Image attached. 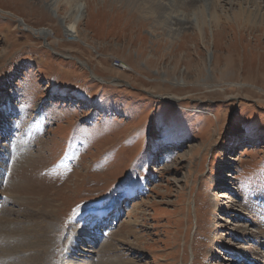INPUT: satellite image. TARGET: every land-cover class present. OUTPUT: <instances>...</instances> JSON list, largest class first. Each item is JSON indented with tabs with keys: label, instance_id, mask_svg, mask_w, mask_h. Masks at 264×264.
Masks as SVG:
<instances>
[{
	"label": "rangeland",
	"instance_id": "rangeland-1",
	"mask_svg": "<svg viewBox=\"0 0 264 264\" xmlns=\"http://www.w3.org/2000/svg\"><path fill=\"white\" fill-rule=\"evenodd\" d=\"M159 1L0 0V156L29 148L0 236L52 223L12 264H264V27L217 0L177 30Z\"/></svg>",
	"mask_w": 264,
	"mask_h": 264
},
{
	"label": "bare ground",
	"instance_id": "bare-ground-1",
	"mask_svg": "<svg viewBox=\"0 0 264 264\" xmlns=\"http://www.w3.org/2000/svg\"><path fill=\"white\" fill-rule=\"evenodd\" d=\"M77 1L78 0H49V2L47 3V8L54 13L55 12L58 13V10L60 8V3L65 4V6L68 5V7H69L71 5H74V3L76 5L78 3ZM169 2H171V1L170 0H163V1L161 0V1H159L158 5H159V7H161L162 11L163 10L166 12L168 11L167 16H168L169 22L172 26H175L177 28V30L181 29V30L186 31L185 29L189 30L190 28H192V26H196V25L198 26V24H200L201 26H204L205 21H206V19H205L206 17L204 15L207 16L206 10H209L208 9L209 7L212 8L213 5H216L217 0H215V1H213V0H181L180 1L181 7L185 6L187 8V6H189L191 9H194V10L197 9V11L201 6H203V11H202L203 13H201L200 11L198 13H195L196 11L193 12L196 14V16L201 14L199 18H197V17L193 18L195 14L193 15V17H188L186 14L179 12V9L176 11V8H175V10H174V8H170L171 6H170ZM246 2H247L246 4H251V6L254 9H252L253 11H251V12H247V11L242 10L241 13L247 14L245 16L244 21L248 25H250L251 27L252 26H258L259 24H260V26L263 25V27H264V19H263V17H260V11L261 10L259 9L258 2H255V0H246ZM171 5H173V4H171ZM79 11L80 10L78 9V12ZM216 12L217 11L215 9L213 11L211 10V13L209 14V22L214 23L215 25H218L221 22V17H219L220 15ZM161 13H163V12H161ZM239 17L240 16L237 15V18H239ZM226 19H227V17H226ZM233 19L236 20V16H233ZM19 25H22L20 23V21H19ZM78 25H79V21H78V23L73 22V23H70L68 26H66L64 33L67 34V38H75V39L77 38L78 39V27H79ZM24 29H25V31H29V28H24ZM31 31H34V30L31 29ZM34 35L39 36L40 38L41 37L44 38V37L48 36V33L45 30H39L37 32H34ZM45 45L49 46V44H45ZM28 151H29V148H23L20 151H13V153L10 154V156H8L9 155V153H8V155H7L8 159L7 160L4 156H0V170H2L4 168V167L2 168V166L5 164L6 161H9L10 158L12 159V165L9 169V173L6 174V173L0 171V188H2V186L5 188L7 186L9 187V180L8 179L6 180V177L8 178L10 176L12 168H14L18 164L19 158L22 155H26L28 153ZM6 166H7L6 167V170H7L8 164ZM5 193H2V194H5ZM8 199L9 198L4 199L3 202H0V213H4L7 211L5 205L8 201ZM44 213L45 214H42L41 216L49 219L51 216V212L49 211V212H44ZM27 214L29 215V214H31V212H28ZM28 215L26 216V218H28L29 220H31L33 217L34 218L37 217V214L36 215L34 214L33 216H28ZM36 222H39V221H36ZM43 222L44 223H34L33 227H31L32 224L30 226L23 227L24 230H23L22 234H26L28 236L27 238H20V236H19V237H16V239L11 241L9 237H7V240H5L6 235L0 236V243L3 244V248L0 247V254L4 255L3 260L0 259V264H6V263L12 264V262H9L8 260L12 259V257L17 258L16 254H18L17 253L18 250H21V251L23 250L24 252L28 253L27 254L28 260L27 261H29V260H31V261L37 260L38 261V259H40L39 257L41 255L42 247L45 246L47 244V242H49V241H46V237L50 233H52V229H51L52 223H50L49 221H46V222L43 221ZM35 231H37L38 234L40 235L39 238L38 239L30 238V235L32 233L34 234ZM80 238H83V236H80ZM18 239H21V241H18ZM72 240H74V239L72 238ZM73 244H75V242ZM71 247H69V248L71 249ZM14 249H17V251L15 253L13 252ZM42 257L44 258V256H42ZM84 264H89V263H84Z\"/></svg>",
	"mask_w": 264,
	"mask_h": 264
}]
</instances>
